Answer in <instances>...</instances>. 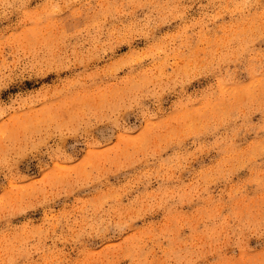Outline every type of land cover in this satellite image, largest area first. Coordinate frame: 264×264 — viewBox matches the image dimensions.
<instances>
[{"label": "rangeland", "instance_id": "rangeland-1", "mask_svg": "<svg viewBox=\"0 0 264 264\" xmlns=\"http://www.w3.org/2000/svg\"><path fill=\"white\" fill-rule=\"evenodd\" d=\"M0 264H264V0H0Z\"/></svg>", "mask_w": 264, "mask_h": 264}]
</instances>
